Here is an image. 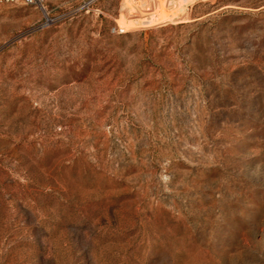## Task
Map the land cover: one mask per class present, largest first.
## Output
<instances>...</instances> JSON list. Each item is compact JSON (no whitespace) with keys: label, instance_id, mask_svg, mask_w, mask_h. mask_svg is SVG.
I'll return each mask as SVG.
<instances>
[{"label":"rangeland","instance_id":"374dc122","mask_svg":"<svg viewBox=\"0 0 264 264\" xmlns=\"http://www.w3.org/2000/svg\"><path fill=\"white\" fill-rule=\"evenodd\" d=\"M45 6L0 3V264H264V0Z\"/></svg>","mask_w":264,"mask_h":264},{"label":"built area","instance_id":"2783aa9c","mask_svg":"<svg viewBox=\"0 0 264 264\" xmlns=\"http://www.w3.org/2000/svg\"><path fill=\"white\" fill-rule=\"evenodd\" d=\"M46 1L47 0H0V3L16 4V5H36L41 7L46 12ZM47 17L48 13L46 12Z\"/></svg>","mask_w":264,"mask_h":264},{"label":"bare ground","instance_id":"6f19581e","mask_svg":"<svg viewBox=\"0 0 264 264\" xmlns=\"http://www.w3.org/2000/svg\"><path fill=\"white\" fill-rule=\"evenodd\" d=\"M151 19H152V17H151ZM148 21H150V20H148ZM152 21V20H151Z\"/></svg>","mask_w":264,"mask_h":264}]
</instances>
